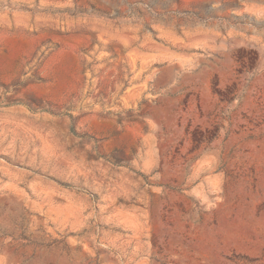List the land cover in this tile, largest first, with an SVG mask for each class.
<instances>
[{"label":"rangeland","instance_id":"374dc122","mask_svg":"<svg viewBox=\"0 0 264 264\" xmlns=\"http://www.w3.org/2000/svg\"><path fill=\"white\" fill-rule=\"evenodd\" d=\"M0 264H264V0H0Z\"/></svg>","mask_w":264,"mask_h":264}]
</instances>
